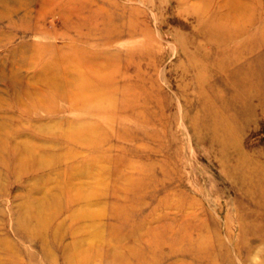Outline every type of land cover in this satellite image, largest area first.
<instances>
[{
    "label": "rangeland",
    "instance_id": "1",
    "mask_svg": "<svg viewBox=\"0 0 264 264\" xmlns=\"http://www.w3.org/2000/svg\"><path fill=\"white\" fill-rule=\"evenodd\" d=\"M71 45L104 64L118 90L102 100L115 111L88 112L113 125V148L97 161L80 151L74 162L107 172L95 185L105 198L87 208L98 216L83 224L86 246L98 245L88 264H264V234L255 232L264 230V0H0V100L13 103L33 76L57 67L53 58L71 56ZM245 55L243 68L257 64L240 86L235 60ZM224 57L227 82L218 68L204 70ZM127 177L145 192H124ZM34 178L0 180V264H66L60 248L50 245L48 257L19 224L31 182L44 180Z\"/></svg>",
    "mask_w": 264,
    "mask_h": 264
},
{
    "label": "bare ground",
    "instance_id": "2",
    "mask_svg": "<svg viewBox=\"0 0 264 264\" xmlns=\"http://www.w3.org/2000/svg\"><path fill=\"white\" fill-rule=\"evenodd\" d=\"M221 6L229 7L224 4ZM228 23L227 20L223 21L224 25ZM239 27V30L227 34L223 39H216V45L228 42V38L239 37L246 28L245 25ZM119 37L121 33L117 37H107L106 42L110 40L117 42ZM63 46H66V49H62ZM63 46L60 48L61 51L67 52V45ZM70 48L73 49L71 56L68 53H61L58 58L52 59V65L57 66L56 68L49 67L42 70V74L39 72L37 76H33L30 85L17 90L13 94V103L0 100V104L8 106L6 110L9 112L4 114L5 119L0 121V180L4 175L15 181L24 177H44L40 182L35 181V178L31 182L19 224L24 223L29 226L30 239L36 240L48 257L53 255L50 245L54 244L55 248H60L57 251L61 252V258L66 264H88L98 245L86 246L90 236L83 224L88 218L98 216L93 214L94 212H89L87 208L105 198L104 191L95 185L103 183L107 172H103L102 168L95 171L87 164L79 165L78 168L75 167L74 162H78L80 151L95 154L92 160L97 161L96 154L103 155L105 150L109 151L113 148V143L109 139L115 131L112 127L114 122L111 121V128L108 125L103 126L93 115L89 116L88 112L115 111L113 104H102V100H113L118 90L110 85L112 76L103 73L104 64L86 59V51L79 46L71 45ZM218 54L220 52H217ZM203 57L209 62L215 61L217 56L216 53L206 54L205 51ZM24 59L26 60V57ZM246 60L247 55L235 60L238 65L235 69H238L240 86H248L254 75L253 68L257 64L254 62L243 68ZM208 65L204 66L205 71H214L218 68L219 75L215 74L216 78H226L225 82L233 79V76L228 77L226 72L229 68L225 57L218 61L216 59V64L212 63V68H208ZM204 75L207 77L205 73ZM205 77L199 75L198 78H201L199 81L204 80V83L210 85ZM62 103L66 106H59ZM71 110L83 111L85 114L74 119L60 117ZM117 137L126 139L125 135L120 133ZM97 175H100V178ZM94 177H96L95 182L87 181ZM118 177L121 178L120 175ZM242 177L248 178L247 173L244 172ZM48 183L53 184V189L46 193L44 198L41 197L42 199L35 197L36 194L44 191V186L49 185ZM132 185H135V191L145 192L144 184L128 177L123 191H128L129 186ZM113 211L114 214L117 211L121 212L115 207ZM256 231L264 234L263 229H255ZM97 237L95 233V239Z\"/></svg>",
    "mask_w": 264,
    "mask_h": 264
}]
</instances>
